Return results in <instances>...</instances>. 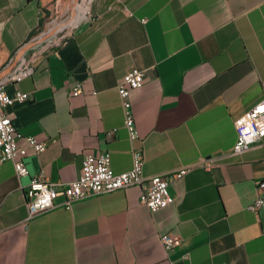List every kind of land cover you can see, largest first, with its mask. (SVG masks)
Listing matches in <instances>:
<instances>
[{
    "label": "crops",
    "instance_id": "crops-1",
    "mask_svg": "<svg viewBox=\"0 0 264 264\" xmlns=\"http://www.w3.org/2000/svg\"><path fill=\"white\" fill-rule=\"evenodd\" d=\"M80 5L84 20L64 42L36 44L21 57H34L31 74L1 86L9 95L28 94L7 115L46 147L39 154L27 149L24 177L11 161L0 162V264H264V204L250 209L264 196V138L170 183L164 208L139 204L140 187L129 186L77 200L70 210L57 197L54 208L27 218L35 176L69 182L79 176L83 154L102 151L110 153L114 173L132 167L117 92L131 68L144 70L142 87L131 92L144 176L230 152L234 122L264 99V0ZM72 6L73 0H0V71ZM77 84L82 93L73 96ZM163 233L180 238L170 251Z\"/></svg>",
    "mask_w": 264,
    "mask_h": 264
},
{
    "label": "built area",
    "instance_id": "built-area-1",
    "mask_svg": "<svg viewBox=\"0 0 264 264\" xmlns=\"http://www.w3.org/2000/svg\"><path fill=\"white\" fill-rule=\"evenodd\" d=\"M65 38V35L60 38L61 41L63 40L62 43ZM50 46L52 45L50 44L49 48ZM33 61V56H24L19 60L11 74L3 81H0V162L11 161L17 177H24L29 173L24 162L27 149L31 148L35 154H39L45 150L46 144L45 142L37 141L32 136L21 134L12 119L7 115V107L15 102H26L29 99L28 94L16 90L9 95L2 90L1 86L4 82H16L30 75L33 69ZM143 81L144 70L131 68L124 74L122 81L117 86L123 112V127L126 129L128 138L132 143V167L125 172L114 173L110 166V153L102 151L96 154H83L80 174L69 182L49 181L42 174L35 176L30 180L25 197L28 219L54 208V200L57 197H63L62 206L70 210L72 204L77 200L113 192L129 186L140 187L139 204L151 211L164 208L170 200L168 190L170 183L181 179L194 168L210 170L218 166L224 158L242 154L264 138V99H262L234 122L237 137L230 152L202 157L195 163L182 166L172 172L144 176L142 173V149L135 145V142L139 141V137L131 102V92L141 88ZM81 93L80 84H77L71 92L73 96H78ZM113 131L107 132V135L110 136ZM20 139L24 140L25 146L18 144ZM263 204L264 196H258L250 206V209L257 210ZM160 241L164 249L170 251L177 246L180 238L172 233H163L160 235Z\"/></svg>",
    "mask_w": 264,
    "mask_h": 264
},
{
    "label": "water",
    "instance_id": "water-1",
    "mask_svg": "<svg viewBox=\"0 0 264 264\" xmlns=\"http://www.w3.org/2000/svg\"><path fill=\"white\" fill-rule=\"evenodd\" d=\"M80 0H73V6H72V10L70 15L63 21L61 22L62 24L69 21L74 15H75V11H76V6L79 4ZM56 32V28H52L51 30L41 34V36H39L37 39L35 40H31L29 42H27L26 44H24L20 50L15 54V56L12 58V60L7 64V66H5V68H3L0 71V80L2 78H4L7 74L10 73V71L15 68V66L17 65V62L20 60V58L27 52L29 51L32 47H34L36 44L43 42L47 39H49L51 36H53V34Z\"/></svg>",
    "mask_w": 264,
    "mask_h": 264
},
{
    "label": "rangeland",
    "instance_id": "rangeland-1",
    "mask_svg": "<svg viewBox=\"0 0 264 264\" xmlns=\"http://www.w3.org/2000/svg\"><path fill=\"white\" fill-rule=\"evenodd\" d=\"M85 1H88V0H85ZM79 3H81V0L79 1ZM84 6V5H83ZM85 7H82L81 5L79 6V10H78V13H77V16H76V18H75V20L73 21V23L71 24V27L70 28H64V29H62L61 31H59L57 34H53L54 36H51L48 40H47V42H48V45L47 46H49L50 44L52 45V46H50V48H53V47H56L58 44H61L62 43V41H61V37L62 36H64L65 35V37H67L72 31H73V29L75 28V27H77L84 19H83V17H82V13H83V9H84ZM67 17V16H66ZM66 17H58V18H55L53 21H51L50 22V24L48 25V28H47V30L46 31H49V30H51L53 27H54V25H56V24H59V23H61V22H63L65 19H66ZM78 23V24H77ZM77 24V25H76ZM76 25V26H75ZM66 29V30H65ZM50 41V42H49ZM59 46V45H58ZM19 62V61H18ZM17 62V63H18ZM16 67V66H15Z\"/></svg>",
    "mask_w": 264,
    "mask_h": 264
},
{
    "label": "bare ground",
    "instance_id": "bare-ground-1",
    "mask_svg": "<svg viewBox=\"0 0 264 264\" xmlns=\"http://www.w3.org/2000/svg\"><path fill=\"white\" fill-rule=\"evenodd\" d=\"M79 4L76 6L75 15L69 21L63 23L64 25L62 23H59V24L54 25V28H56V32L54 33V35L57 34L59 31H61L64 28H70L71 27V24L73 23V21L75 20V18L77 16V13H78V10H79Z\"/></svg>",
    "mask_w": 264,
    "mask_h": 264
},
{
    "label": "trees",
    "instance_id": "trees-1",
    "mask_svg": "<svg viewBox=\"0 0 264 264\" xmlns=\"http://www.w3.org/2000/svg\"><path fill=\"white\" fill-rule=\"evenodd\" d=\"M40 28H42V27H40Z\"/></svg>",
    "mask_w": 264,
    "mask_h": 264
}]
</instances>
